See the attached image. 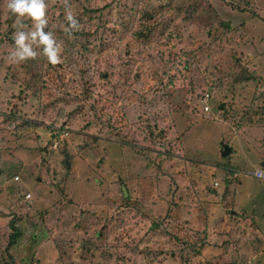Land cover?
Masks as SVG:
<instances>
[{
	"label": "rangeland",
	"instance_id": "1",
	"mask_svg": "<svg viewBox=\"0 0 264 264\" xmlns=\"http://www.w3.org/2000/svg\"><path fill=\"white\" fill-rule=\"evenodd\" d=\"M45 2L63 62L25 75L0 0V264H264V0H68L73 39Z\"/></svg>",
	"mask_w": 264,
	"mask_h": 264
},
{
	"label": "clouds",
	"instance_id": "2",
	"mask_svg": "<svg viewBox=\"0 0 264 264\" xmlns=\"http://www.w3.org/2000/svg\"><path fill=\"white\" fill-rule=\"evenodd\" d=\"M63 4L67 24L60 27L69 39H73V34L79 32L83 25L76 18L68 0H63ZM7 8L16 16L13 25L16 31L12 37L15 47L7 57L8 62L20 64L36 60L42 55L52 66L61 64L64 45L53 31H45L49 26L48 5L45 0H7ZM25 19L31 20V30H25Z\"/></svg>",
	"mask_w": 264,
	"mask_h": 264
},
{
	"label": "trees",
	"instance_id": "3",
	"mask_svg": "<svg viewBox=\"0 0 264 264\" xmlns=\"http://www.w3.org/2000/svg\"><path fill=\"white\" fill-rule=\"evenodd\" d=\"M147 14V20L146 23L147 25L142 26V28L137 29L135 31H133L132 33V37L134 39L135 42L139 43V44H147V42L150 40H154L155 37L161 36L163 33V28H161L160 26L164 25L165 23L163 22H156V24H149V21L152 19L153 15H151L150 13H146ZM152 22V21H151ZM123 29H127V24L126 23H122ZM158 35V36H156ZM150 37V38H149ZM48 63V61L46 60V58H44L42 55L36 59V60H28L26 61L22 66L24 67V74L28 75L30 74L31 70L33 67H41L43 65V63ZM30 63V64H28ZM65 163L67 164V161H65ZM68 165V164H67ZM127 204V203H126ZM134 206L137 205L136 203L133 204ZM138 210H140V212L142 213V215L147 216V214H145L141 208H139ZM179 211V210H178ZM39 216H41V214L39 213ZM174 216V215H173ZM178 213H175V217H172V219L174 221L176 218H178ZM7 226L9 228L10 231H12V233L8 236V244L6 247V250H13L14 249V245L18 244L19 248H22V245H27L30 242L34 241V231L36 233L37 236V232L41 227H35L34 231L30 234L29 238L27 239H23L22 236V230L23 228H20L17 225L16 219H12L7 223ZM37 230V231H36ZM6 257L8 258V261H5V264H29L30 262L26 261L24 262L23 260H21L20 262L15 261L14 259H12V256L9 253H5Z\"/></svg>",
	"mask_w": 264,
	"mask_h": 264
},
{
	"label": "water",
	"instance_id": "4",
	"mask_svg": "<svg viewBox=\"0 0 264 264\" xmlns=\"http://www.w3.org/2000/svg\"><path fill=\"white\" fill-rule=\"evenodd\" d=\"M222 107H223V105L221 104V105L219 106V109H222ZM230 154H231V149H230L228 146L222 144V146H221V156H222V157H227V156H229Z\"/></svg>",
	"mask_w": 264,
	"mask_h": 264
},
{
	"label": "built area",
	"instance_id": "5",
	"mask_svg": "<svg viewBox=\"0 0 264 264\" xmlns=\"http://www.w3.org/2000/svg\"><path fill=\"white\" fill-rule=\"evenodd\" d=\"M202 98L205 99V102L208 103L209 96H208L207 94H205ZM204 111H205V112H206V111H209V107H208V106H205V107H204ZM16 179H18V178L16 177L15 180H16Z\"/></svg>",
	"mask_w": 264,
	"mask_h": 264
}]
</instances>
